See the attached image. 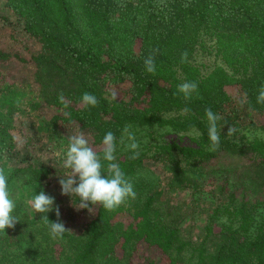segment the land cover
<instances>
[{"label":"trees","instance_id":"trees-1","mask_svg":"<svg viewBox=\"0 0 264 264\" xmlns=\"http://www.w3.org/2000/svg\"><path fill=\"white\" fill-rule=\"evenodd\" d=\"M0 4L39 46L27 58L0 51V168L19 220L0 232V264H264V140L238 137L264 133L258 120L264 104L257 103L264 87V0ZM153 52L150 74L144 61ZM198 55L211 57L212 65L203 66ZM11 58L25 68L27 82L8 83L2 66ZM186 81L198 85L188 102L177 91ZM60 92L71 101L67 109ZM85 92L97 97L95 108L81 104ZM206 108L222 117L216 152L208 151ZM126 125L163 132H151L132 160L119 144ZM78 127L98 153L106 132L115 134L135 200L89 213L74 207L78 197L61 194L63 156ZM230 127L237 131L227 137ZM194 128L202 135L183 144L177 134ZM40 190L55 198L71 230L62 239L50 238L28 204ZM177 192L187 195L177 199ZM47 215L56 221L55 211ZM140 247L151 254H140Z\"/></svg>","mask_w":264,"mask_h":264},{"label":"clouds","instance_id":"clouds-1","mask_svg":"<svg viewBox=\"0 0 264 264\" xmlns=\"http://www.w3.org/2000/svg\"><path fill=\"white\" fill-rule=\"evenodd\" d=\"M158 51V50H157ZM155 52L150 54L144 61L145 69L150 74H155ZM187 62V53L181 54V63ZM179 94H182L186 102L190 101L194 93L198 92V85L194 81H186L177 87ZM113 100L117 99V94L113 93ZM58 101L67 109L71 101L66 100L63 92H60ZM246 102L242 100L241 103ZM99 101L94 94L85 92L81 97V104L84 107L95 108ZM257 103L264 104V87L258 92ZM189 109H182V114H187ZM65 115H68L65 112ZM207 120V136L210 141L208 151L216 152L220 147V129L217 122L222 117L214 113L211 108L205 109ZM237 130L230 127L227 137H232ZM188 135H202L198 129H193ZM119 144L126 151L132 153L129 159L135 160L140 156V143L136 131L131 125H126L121 132ZM117 138L112 131L106 132L102 138L99 153L90 144L85 132L78 130L68 137L67 149L63 156L62 166L68 171L63 177H59L61 194L79 198L77 209H86L93 213L96 206H102L106 211H114L126 204L129 200L136 199V192L129 178L121 169L116 155ZM73 201V200H72ZM55 198L45 194L40 190L28 201L32 211L40 214V220L48 228L50 238L53 240L62 239L66 232L65 225L60 220L59 206H55ZM16 203L11 196L8 186V175L3 168H0V232L5 233L6 229L14 228L19 222L13 214ZM55 211L56 221L51 222L48 213ZM73 233V232H72Z\"/></svg>","mask_w":264,"mask_h":264},{"label":"rangeland","instance_id":"rangeland-1","mask_svg":"<svg viewBox=\"0 0 264 264\" xmlns=\"http://www.w3.org/2000/svg\"><path fill=\"white\" fill-rule=\"evenodd\" d=\"M2 17L6 18L4 24L1 23ZM38 49H39V46L37 45V43H35L34 40L27 39L26 34L23 31H21V29L17 26V22L14 19V17L11 15L10 11L6 8H3V5L0 4V51L4 50V51L9 52L10 54H13V55L16 54L21 57L27 58L29 57L30 54L36 53ZM198 57L199 58L197 60L206 68L212 65L211 57H207V56L201 57L199 55ZM2 69L4 70L5 73H7L8 83H13V82L17 83L22 80L27 82L29 80V78L27 79V76H26L27 74H25L26 76L25 78H22V76L24 75L22 73L25 68L17 66L14 62V58H11L7 64L3 65ZM258 120L260 123L264 124V117H261ZM25 129H27L28 132H33L29 124L25 126ZM135 131H136L137 138H138L140 145H142V143H146L147 141H149V134L151 132H153L154 135H158L159 133L163 132L162 130L155 131L153 129L145 130V129H140V128L135 129ZM188 133H191V132H188ZM188 133L177 134V136H181L183 138L182 139L183 144H190V138L196 136V135H188L186 137V134ZM19 134H20L19 132H16V138H17L18 145L21 144L20 141L22 139L21 136L19 137ZM242 134H245V137L247 139L257 138V139L264 140V133L257 129L243 131L238 134V137H240ZM169 138L171 137L166 136V139H169ZM172 138L175 139L176 137L172 136ZM37 144L39 145V152L46 151L47 146H48L46 145V143L43 142L42 144V142H37ZM59 191H61V187ZM177 193L178 195L177 197H175L177 199L185 198L187 195V193H181V192H177ZM68 218L74 221L73 215L68 216ZM139 250H140V254L142 255L149 256L151 254V252L144 247H140Z\"/></svg>","mask_w":264,"mask_h":264}]
</instances>
